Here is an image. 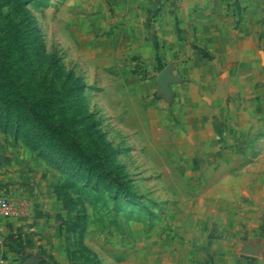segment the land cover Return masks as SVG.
<instances>
[{"label":"rangeland","instance_id":"1","mask_svg":"<svg viewBox=\"0 0 264 264\" xmlns=\"http://www.w3.org/2000/svg\"><path fill=\"white\" fill-rule=\"evenodd\" d=\"M123 23L121 0H0V139L50 187L46 235L0 241V264H264V236L237 239L219 216L264 196V123L239 115L232 143L173 148L163 70L134 55L141 82L125 80Z\"/></svg>","mask_w":264,"mask_h":264},{"label":"crops","instance_id":"2","mask_svg":"<svg viewBox=\"0 0 264 264\" xmlns=\"http://www.w3.org/2000/svg\"><path fill=\"white\" fill-rule=\"evenodd\" d=\"M122 22L110 42L123 51L129 84L141 82L134 55L145 60L147 72L172 67L168 94L180 117L172 124L173 148L230 144L239 115L248 119L245 130L264 123V0H121ZM152 83L154 97L158 85ZM133 89L142 95L139 86ZM33 164L31 156L0 139V193L29 200L26 217L0 215V241L21 235L35 243L46 235L50 187L42 172H31ZM246 201L236 196L229 216L222 211L220 218L236 228L237 239L264 236V196L253 205ZM229 257L222 252L210 264H232Z\"/></svg>","mask_w":264,"mask_h":264},{"label":"built area","instance_id":"3","mask_svg":"<svg viewBox=\"0 0 264 264\" xmlns=\"http://www.w3.org/2000/svg\"><path fill=\"white\" fill-rule=\"evenodd\" d=\"M17 202L14 200H11L9 197L6 195H0V210L2 214H12L15 213V209L17 208ZM21 204V202H20Z\"/></svg>","mask_w":264,"mask_h":264},{"label":"water","instance_id":"4","mask_svg":"<svg viewBox=\"0 0 264 264\" xmlns=\"http://www.w3.org/2000/svg\"><path fill=\"white\" fill-rule=\"evenodd\" d=\"M172 67H166L159 75V84L162 90L169 93V83L174 81L171 76Z\"/></svg>","mask_w":264,"mask_h":264}]
</instances>
